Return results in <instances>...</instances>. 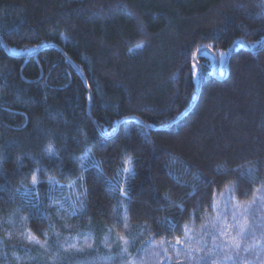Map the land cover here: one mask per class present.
<instances>
[{"label":"trees","instance_id":"obj_1","mask_svg":"<svg viewBox=\"0 0 264 264\" xmlns=\"http://www.w3.org/2000/svg\"><path fill=\"white\" fill-rule=\"evenodd\" d=\"M263 186L264 0H0V264L79 225L174 243Z\"/></svg>","mask_w":264,"mask_h":264},{"label":"rangeland","instance_id":"obj_2","mask_svg":"<svg viewBox=\"0 0 264 264\" xmlns=\"http://www.w3.org/2000/svg\"><path fill=\"white\" fill-rule=\"evenodd\" d=\"M76 193L75 191L72 196L71 193L66 194L63 200L73 203L77 198ZM214 202L217 207L213 208L211 215L206 216L202 223L185 228L188 230V235L186 236L184 230L180 244L153 240L144 228L128 230L120 235L107 230L98 237L100 232L96 226L80 225L68 233H60V238L53 241L55 246L53 244L50 246L47 242H32L31 238H27L24 242L38 249L43 255L41 262L47 264H54L59 260L64 264H133L134 261L137 264H264V186L249 202L237 201L228 190L218 195ZM235 205L247 209V214L240 222L246 220L251 226L247 243L252 244V247L247 252L242 248L238 256L226 261L223 256L235 231H232L231 235H221L219 229L234 223L232 209ZM71 207L75 206L71 205ZM218 216H222L223 219L217 221ZM228 231L229 229L226 228L225 232ZM121 236L128 241L126 253L122 251L124 245ZM95 237L100 239L95 240ZM213 237L216 238L217 244L224 247L214 248ZM85 242L91 243L92 247H85ZM69 245L84 250L77 252L75 248H69ZM174 245L180 250L179 255L173 251ZM165 249L167 255L164 254ZM154 252L159 255H153ZM210 252L211 257L208 256ZM39 263L29 261L27 264Z\"/></svg>","mask_w":264,"mask_h":264},{"label":"snow or ice","instance_id":"obj_3","mask_svg":"<svg viewBox=\"0 0 264 264\" xmlns=\"http://www.w3.org/2000/svg\"><path fill=\"white\" fill-rule=\"evenodd\" d=\"M197 52H199V49L197 50ZM223 55H224V53H221V56H223ZM195 67L196 66L194 65V68ZM45 154L48 155L49 157L55 155L54 150H53L51 145H49V147L45 150ZM129 163H130L129 161H125L126 167L124 168V171L126 173L129 171V168L127 167V165ZM37 171L39 172L41 170L38 169ZM40 183H42V181L39 180L38 175L36 173H33L32 177H31V184L33 186H37ZM254 202H255V198H254ZM212 207L214 209L217 207L215 202L213 203ZM246 214H247V209H243L239 205H235L233 207V209H232V216H233L234 223L231 226L224 225L223 227H221L219 229L221 235H225V234L231 235L232 231H235V235L232 236L231 240L229 241L228 246H227V251H226L225 255L223 256V259L226 260V261L227 260H232L234 256H238V254H239V252H240V250L242 248H243V251L247 252L252 247V244L247 243V237L250 234L251 226L248 224V222L246 220L243 223L240 222L241 218H243ZM220 219H223V217L222 216H218L217 217V221H219ZM165 223H168V222L165 221ZM169 227H173L174 228L175 225H171L169 223ZM226 228L229 229V231L227 233L225 232ZM185 234H186V236L188 235V230L187 229H185ZM120 239H121V241H123V245H124L122 251L126 253L127 252L128 241L123 236H121ZM35 242L38 243V241H35ZM180 243H181V240L179 238H177L176 244H180ZM41 247H43V245H41ZM85 247L91 248L92 244L88 243V242H85ZM213 247L214 248H216V247L223 248L224 246L220 245V244H217L216 238L213 237ZM69 248H75V250L77 252H81V251L84 250L83 248H76L75 245H69ZM173 251H175L177 253V255H179V251L180 250L178 248H176L175 245L173 246ZM189 253H190V250H189ZM228 253H231V254H228ZM164 254L167 255V250L166 249L164 250ZM153 255H157L158 256L159 253L154 252ZM208 256L211 257L212 253L210 252L208 254ZM133 264H137V262L134 261Z\"/></svg>","mask_w":264,"mask_h":264},{"label":"water","instance_id":"obj_4","mask_svg":"<svg viewBox=\"0 0 264 264\" xmlns=\"http://www.w3.org/2000/svg\"><path fill=\"white\" fill-rule=\"evenodd\" d=\"M237 43V42H236ZM236 43H234V44H236ZM234 44H233V46H234ZM233 46L231 47V49L233 48ZM200 79H201V77H200ZM200 81V80H199ZM199 84H200V82H199ZM199 88L200 87H198V91H197V96H198V93H199ZM197 98V97H196Z\"/></svg>","mask_w":264,"mask_h":264},{"label":"bare ground","instance_id":"obj_5","mask_svg":"<svg viewBox=\"0 0 264 264\" xmlns=\"http://www.w3.org/2000/svg\"><path fill=\"white\" fill-rule=\"evenodd\" d=\"M196 100V99H195ZM195 102V101H194Z\"/></svg>","mask_w":264,"mask_h":264}]
</instances>
